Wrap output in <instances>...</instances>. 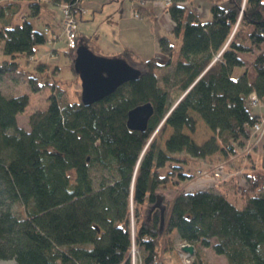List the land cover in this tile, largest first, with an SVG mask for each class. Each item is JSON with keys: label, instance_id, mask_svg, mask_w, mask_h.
<instances>
[{"label": "trees", "instance_id": "1", "mask_svg": "<svg viewBox=\"0 0 264 264\" xmlns=\"http://www.w3.org/2000/svg\"><path fill=\"white\" fill-rule=\"evenodd\" d=\"M42 1L0 0V53L9 58L0 61V79L20 77L32 93L51 88L47 106L28 114L27 130L18 118L28 95L0 91V261L133 264V250L134 264H157L178 239L194 247L192 264H207L202 248L224 257L225 264H264V142L261 170L251 151L243 152L263 117L251 112L249 96L264 105V0H230L228 6L208 0L206 21L186 9L185 0H169L171 37L157 40L165 62L142 61L122 49L120 59L140 66L133 67L137 79L90 106L82 104L79 90L72 97L57 81L46 80L57 66L24 69L17 61L29 63L47 42V30L28 19H38ZM45 1L66 6L74 18L82 12L83 0ZM23 2L26 13L13 24ZM90 41L76 35L75 48L64 52L77 81V43L90 49ZM235 67L242 72L232 78ZM147 102L153 113L145 129H128L127 112ZM196 118L211 134L201 144L190 136ZM216 153L225 159L241 154L252 164L222 183L183 189L196 177L193 161ZM168 184L174 195L167 204L160 195L155 206L158 189Z\"/></svg>", "mask_w": 264, "mask_h": 264}, {"label": "rangeland", "instance_id": "2", "mask_svg": "<svg viewBox=\"0 0 264 264\" xmlns=\"http://www.w3.org/2000/svg\"><path fill=\"white\" fill-rule=\"evenodd\" d=\"M111 1V0H110ZM110 1L107 0H83L82 1V14L74 18L75 22V32L77 35V29H80L82 34L90 37L93 42H100V40H105L107 42H111L118 45L121 49H123V45L128 47L130 51H132L140 60L144 61L149 58H155L159 63H164L166 57L163 54H155L153 49V39L151 38L152 32L151 26L154 21H151L148 18L141 17L139 14L135 15L133 11L128 12L125 11L121 13L118 9L119 7L114 4H106ZM114 1V0H112ZM151 3L153 0H144ZM121 4L125 3V10H129L130 2L128 0H120ZM213 2L218 3L222 6L230 5V0H213ZM147 3V4H148ZM153 3V2H152ZM164 6L166 7V3L163 1ZM186 9H195L201 15V19L203 21L210 19V14L208 12V7L210 2L208 0H185L182 2ZM141 1L135 0L134 7H141ZM104 6V7H103ZM64 8L65 6L55 7L53 5H49L47 2H42V11L38 17V19H34L29 17L28 19L32 22V25L35 29L42 31V28L47 22V17L50 20V23L56 24L57 16H61V32L62 35L58 36L54 41L45 42L43 45H40L36 48L33 60H30L29 63H26V59L24 57H18L17 61L21 63V66L26 68H32L37 63H47L51 70L54 69L55 66L58 67L56 74H53L52 71L48 72L47 81L54 82L57 81L62 87L66 88L70 95L73 97L74 93L79 90L80 91V80L75 79V75L71 71L69 67V59L64 55V52L67 48L70 47L67 45L65 30L67 28V24L69 21L64 22ZM27 10L26 3H22L20 11L13 18V24H16L21 21L22 16L25 15ZM121 14V18L119 17ZM51 16V18H50ZM76 39V38H75ZM76 43V42H75ZM176 43V42H175ZM81 45V42L77 43V48ZM75 48V47H74ZM53 51L56 54L50 55ZM76 51V50H75ZM120 54H108L109 58H118ZM3 59H9L7 56H3L0 53V61ZM247 61H250L252 57L245 56ZM175 60V57H173ZM130 66L135 68H140L138 65H134L130 60H127ZM242 72V68L235 67L232 70L231 76L232 78L238 77ZM75 79V81H74ZM74 84V86H73ZM0 91L6 96L13 95H28V104L23 111V113L19 116L18 121L19 125L24 129H28L27 127V116L28 114L35 108H44L47 106L51 99V88L50 86L43 87L38 93L29 92L26 86L22 83V79L18 77L17 79H11L10 77H3L0 79ZM261 105L259 102L254 106H249L250 110L253 114H258L261 112ZM264 108V106H263ZM264 110V109H263ZM264 117V114H263ZM197 124L195 128V132L190 134L192 140L201 144L206 141L210 137V132L204 126V124L196 118ZM264 129V128H263ZM171 130L167 129L163 135L161 136V148H163V142L170 134ZM185 133H188L187 130H184ZM189 134V133H188ZM251 143L249 141L246 143L248 149L252 148V144L255 143L256 137L251 135ZM264 142V130L261 134L260 138L257 140L256 149H250L251 157L254 159L256 167L258 170H261L259 164V154H260V146ZM194 163L191 167L194 170H197L196 177L192 180L184 183L182 185L183 189L190 190H200L207 184H216L219 182H223L225 180H229L232 178L230 172L242 171V166L244 169H248V165L252 164L251 160L249 162L248 158H244L241 154H236L231 158L225 159L222 157L220 153H216L211 157H207L204 160H194ZM220 165L223 166V169L220 168ZM229 169V171L227 170ZM220 171V176L215 177L214 173L218 170ZM199 172H205V174H200ZM227 187V186H225ZM175 193V189L170 185H166L165 187H160L157 191L158 195L163 197V203L167 204L172 196ZM230 200L236 204L237 207H242L243 201L233 194L230 195ZM177 249V250H176ZM174 252V253H173ZM177 252V253H176ZM205 253V260L207 264H225V259L222 256H217L213 253L210 248L203 250ZM133 258L132 260L136 261V253L132 252ZM164 259L172 260L176 264H183V260L180 258L178 244H175V247L169 252L160 255V261L158 263L163 264ZM0 264H15L13 260L0 261Z\"/></svg>", "mask_w": 264, "mask_h": 264}, {"label": "water", "instance_id": "3", "mask_svg": "<svg viewBox=\"0 0 264 264\" xmlns=\"http://www.w3.org/2000/svg\"><path fill=\"white\" fill-rule=\"evenodd\" d=\"M73 70L80 80V99L84 106L103 99L122 84L137 79L139 75V71L125 60L96 55L82 45L75 51ZM152 113L153 108L149 102L135 106L127 112V128L143 131ZM161 199L158 195L155 206H159ZM160 212L162 220L163 209ZM181 251L190 255L195 253L192 245L183 246Z\"/></svg>", "mask_w": 264, "mask_h": 264}, {"label": "crops", "instance_id": "4", "mask_svg": "<svg viewBox=\"0 0 264 264\" xmlns=\"http://www.w3.org/2000/svg\"><path fill=\"white\" fill-rule=\"evenodd\" d=\"M129 1H131L130 5H129V10H125V6H124L125 3L121 4L120 0H114V1L111 0L110 2H108L106 4H114V5L118 6L119 7L118 10L121 13H123L125 11H128V12L133 11L134 14L138 13L141 16L139 18L145 17V18L150 19L151 21H154L153 25L151 26V31H153L152 32V36H151V38L153 39V46L152 47H153L156 55L160 54L159 48L157 46V40L160 37H167V36L171 37V29H172V26H173L168 14L165 11V6H164V3H163V0H153L152 1L153 3L152 2L148 3V1L139 0L142 3V5H140L141 7H134L135 0H128V3H129ZM42 2L46 3L47 1L44 0ZM49 5H51V4H49ZM55 7L59 8V6H55ZM190 9H192V8H190ZM82 10H83V7H82ZM196 11L198 12V10H196ZM119 17L121 18V14H120ZM50 18H51V16H50ZM56 19H57L56 24H53V23H50V20L47 17V22H45V24H44V26L42 28V31H44L45 29L47 30L46 31V35H45L46 38H47V41H48V38H49V41H50L51 39H53V38L57 39L58 36L62 35V32H61V16L60 15L57 16ZM77 36H78V39H80L81 41L88 37L85 34H82L80 32V29H77ZM90 40H91L90 41V50L96 55L104 56V57H110V56H108V54H114V53L120 54V49H119L120 47L118 45L116 46V44H114V43H111V42L109 43V42L105 41L104 39L100 40V42H98V41L97 42L96 41L93 42L91 38H90ZM178 42H179V39L175 38L174 39V43L178 44ZM122 48L124 49V48H128V47L123 45ZM53 54H56V52L53 51L52 53H50V55H53ZM118 58H120L119 55H118ZM73 86H74V84H73ZM263 106L264 105L262 104L261 105V107H262L261 108V112L258 113L259 116H263V114H264ZM255 144H253L252 146H254ZM242 169H243V166H242ZM227 170L229 171L228 168H227ZM241 172L242 171H239L238 173H236V172L233 171V172H230V174H231V176L233 175L232 177H237ZM218 188L220 190H224V187L220 186ZM180 243L181 242L177 239L176 240V244L179 245ZM202 250H205V249L202 248ZM163 264H175V263L172 260L164 259Z\"/></svg>", "mask_w": 264, "mask_h": 264}, {"label": "built area", "instance_id": "5", "mask_svg": "<svg viewBox=\"0 0 264 264\" xmlns=\"http://www.w3.org/2000/svg\"><path fill=\"white\" fill-rule=\"evenodd\" d=\"M163 1L166 3V5H169V2H170L169 0H163ZM63 21L64 22H66V21L68 22L69 21V23L67 24V28H66V30L64 32H65V36H66L67 45L70 48H74L76 46L75 45L76 32H75V29H74L75 22H74V17L69 13V11H68L66 6L64 8V19H63ZM249 104L251 106H254V105L258 104V100H257V98H256V96L254 94H250V96H249ZM263 128H264V118L262 117L258 123H255L253 125V132H254L255 135L257 134L256 135L257 139H256L255 143H257V140L260 138L261 134L263 133V130H264ZM255 143H253V144H255ZM248 146H246L245 150L243 151L244 153H248L250 151L251 148L248 149ZM220 168L223 169V166L220 165L219 169ZM221 170H218V171H216L214 173L215 177H219L220 176V171ZM198 173L203 174V175L205 174V172H202V171L201 172L198 171ZM187 245H190V244L185 243V242H181L178 245L180 258L183 260V264H192L193 255H190L188 253H185V252L181 251V248L183 246H187ZM132 252H133V250H132ZM133 264H134V261H133ZM157 264H160V263H157Z\"/></svg>", "mask_w": 264, "mask_h": 264}]
</instances>
